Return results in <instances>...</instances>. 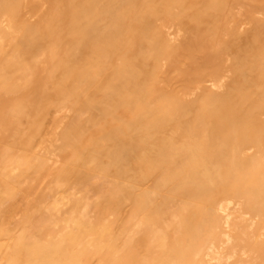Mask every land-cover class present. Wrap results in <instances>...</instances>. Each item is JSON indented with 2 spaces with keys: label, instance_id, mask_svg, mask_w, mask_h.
<instances>
[{
  "label": "bare ground",
  "instance_id": "1",
  "mask_svg": "<svg viewBox=\"0 0 264 264\" xmlns=\"http://www.w3.org/2000/svg\"><path fill=\"white\" fill-rule=\"evenodd\" d=\"M0 264H264V0H0Z\"/></svg>",
  "mask_w": 264,
  "mask_h": 264
}]
</instances>
